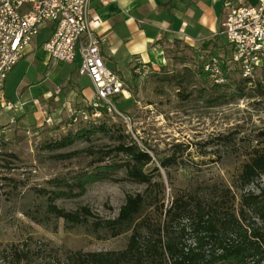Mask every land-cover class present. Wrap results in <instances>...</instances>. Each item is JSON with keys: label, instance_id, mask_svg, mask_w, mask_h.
Returning a JSON list of instances; mask_svg holds the SVG:
<instances>
[{"label": "rangeland", "instance_id": "374dc122", "mask_svg": "<svg viewBox=\"0 0 264 264\" xmlns=\"http://www.w3.org/2000/svg\"><path fill=\"white\" fill-rule=\"evenodd\" d=\"M47 35L48 31L41 29L29 48L39 45ZM224 39L220 37L222 42ZM212 52L223 55L220 47L209 46L206 51L182 43L167 47L162 66L140 69L138 74L132 70L130 78L124 80L126 98L120 96L115 105L125 119L106 114L88 124L71 123L70 112L64 107L54 112L51 123L35 122L38 111L34 100H39L45 90H52L51 84L67 75L68 66H60L43 83V53H28L5 83L6 96L25 104L27 124L19 123L16 107L11 111L0 109V264H7L12 245L29 236L33 244L48 243L69 251L124 247L123 236L110 238L104 231L94 233L90 224L67 229L62 219L45 211L48 192L69 189L76 176L97 166L128 161L115 151L119 145L134 142L154 164L174 158L176 164L159 169V175L153 171L154 165L146 167L152 182L163 185L160 197L164 206L171 196L189 188L217 181L229 183L251 150L259 146L258 134L264 130V87L258 88L264 81V69H257L249 84L241 83L245 95L238 98L241 79L237 69L227 73L220 89L202 70ZM200 71L206 75L208 86ZM74 108L79 109L76 105ZM92 126L103 127L104 131L76 139L61 149H47L68 134ZM70 154V158H60ZM110 176L111 180L87 185L84 195L58 199L54 204L71 212L86 207L100 219H115L126 196L143 193L145 185L128 181L124 169Z\"/></svg>", "mask_w": 264, "mask_h": 264}, {"label": "trees", "instance_id": "16d2710c", "mask_svg": "<svg viewBox=\"0 0 264 264\" xmlns=\"http://www.w3.org/2000/svg\"><path fill=\"white\" fill-rule=\"evenodd\" d=\"M225 47L218 38L201 45ZM218 57L217 53H210ZM227 54V53H226ZM226 56V55H225ZM222 68L226 69V61ZM205 86L206 75L200 71ZM227 78V76H226ZM237 89L250 80L240 76ZM224 85L215 88L220 89ZM264 87V81L258 88ZM260 89V90H261ZM216 101V100H215ZM213 101L218 103V101ZM212 102V101H211ZM104 131L103 127L80 129L68 134L47 149L64 148L76 139ZM259 146L249 153L238 174L229 183L213 182L189 188L171 196L167 206L161 199L163 185L152 182L146 171L166 170L176 164L172 157L154 164L152 157L133 142L119 145L117 153L128 157L124 163L100 165L90 172L75 177L67 190L48 192L46 213L62 219L67 229L90 224L94 233L104 231L110 238L123 236L125 245L119 250L69 251L48 243L29 239L9 248L7 264H264V130L258 134ZM109 154V152L105 153ZM65 155L60 158H70ZM124 169L126 179L145 185L143 193L128 195L115 219L103 220L94 216L86 207L65 211L54 202L84 195L86 186L111 180V173ZM159 175V173H158ZM91 221V223H90Z\"/></svg>", "mask_w": 264, "mask_h": 264}, {"label": "built area", "instance_id": "2783aa9c", "mask_svg": "<svg viewBox=\"0 0 264 264\" xmlns=\"http://www.w3.org/2000/svg\"><path fill=\"white\" fill-rule=\"evenodd\" d=\"M88 5L89 0H0V109L15 108L4 99L6 78L39 31L48 28V38L42 44L45 54L63 64H73L80 57L78 73L90 79L94 90V101L82 109L69 110L71 123L88 124L106 114L125 119L115 105V100L125 97L124 84L99 54ZM221 35L230 48L228 58L209 57L202 70L216 86L225 83L227 73L234 69L251 80L257 69H264V0H257L254 6L227 9ZM139 72L140 68L134 69L135 74Z\"/></svg>", "mask_w": 264, "mask_h": 264}, {"label": "crops", "instance_id": "0c3cea01", "mask_svg": "<svg viewBox=\"0 0 264 264\" xmlns=\"http://www.w3.org/2000/svg\"><path fill=\"white\" fill-rule=\"evenodd\" d=\"M256 4L257 0H89L88 19L93 35L99 40V54L105 66L125 85L132 70L162 66L165 49L178 43L197 49L204 42L218 38L225 47L221 56L228 58L230 48L225 39L220 40L227 9ZM45 29L49 35V29ZM44 41L28 47L23 59L28 53L41 50L46 66L45 76L40 80L43 83L60 66H68L67 75L57 84L52 83V90H45L39 100H34L38 111L35 122L49 119L51 123V117L55 118L54 112L60 111V107L69 111L76 110V105L82 109L95 96L90 79L78 73L80 57L73 64L58 63L43 51ZM3 95L16 107L19 123L26 125L25 104L12 102L5 94V84Z\"/></svg>", "mask_w": 264, "mask_h": 264}]
</instances>
